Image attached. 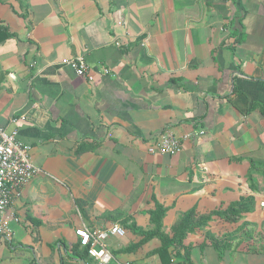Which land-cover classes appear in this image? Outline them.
<instances>
[{
	"label": "crops",
	"instance_id": "obj_1",
	"mask_svg": "<svg viewBox=\"0 0 264 264\" xmlns=\"http://www.w3.org/2000/svg\"><path fill=\"white\" fill-rule=\"evenodd\" d=\"M0 128L41 170L0 264H97L74 232L114 225L108 264H264V0H0ZM166 131L179 152L148 154ZM232 205L162 256L133 231Z\"/></svg>",
	"mask_w": 264,
	"mask_h": 264
},
{
	"label": "built area",
	"instance_id": "obj_2",
	"mask_svg": "<svg viewBox=\"0 0 264 264\" xmlns=\"http://www.w3.org/2000/svg\"><path fill=\"white\" fill-rule=\"evenodd\" d=\"M61 65L68 67L77 76L87 75V65L81 57L65 59ZM181 140L166 131L147 148V152L173 156L181 149ZM29 150V146L18 141L13 132L8 133L0 128V237L6 241L12 234L9 220L3 219V216L8 213L12 200L19 196L21 189L41 174V170L31 162ZM74 235L87 257L97 261V264H108L112 256L103 242L109 236H123L124 230L117 225L104 230L83 227L75 230Z\"/></svg>",
	"mask_w": 264,
	"mask_h": 264
},
{
	"label": "trees",
	"instance_id": "obj_3",
	"mask_svg": "<svg viewBox=\"0 0 264 264\" xmlns=\"http://www.w3.org/2000/svg\"><path fill=\"white\" fill-rule=\"evenodd\" d=\"M244 212L239 209L237 205H232L224 210H218L207 216L197 217L194 211H188L183 214L179 222L171 230V237L164 235L161 231V219L164 215V209L160 206H156L154 212L150 215V223L152 228L148 231L134 230L137 235L143 237L142 242L157 238L161 242V248L156 252L158 255H165L168 247L181 248L183 239L193 233L195 230L202 229L211 220L212 217H217L227 223H236L241 219ZM83 253L86 255L85 250ZM189 250L184 251L185 259H188Z\"/></svg>",
	"mask_w": 264,
	"mask_h": 264
}]
</instances>
